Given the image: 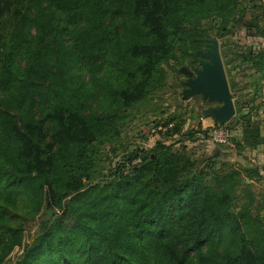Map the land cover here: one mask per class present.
Returning a JSON list of instances; mask_svg holds the SVG:
<instances>
[{"label":"trees","instance_id":"1","mask_svg":"<svg viewBox=\"0 0 264 264\" xmlns=\"http://www.w3.org/2000/svg\"><path fill=\"white\" fill-rule=\"evenodd\" d=\"M241 1L0 0V264L15 249L9 264H264V197L247 183L264 164L216 169L172 119L156 124L168 140L91 184L127 112L207 61L209 21L250 28ZM231 53L264 76V47ZM241 121L254 147L260 127Z\"/></svg>","mask_w":264,"mask_h":264},{"label":"rangeland","instance_id":"2","mask_svg":"<svg viewBox=\"0 0 264 264\" xmlns=\"http://www.w3.org/2000/svg\"><path fill=\"white\" fill-rule=\"evenodd\" d=\"M241 8L244 9L243 18L239 24L250 23V28L244 29L237 27L236 23L228 21L226 27H234L229 34H222L219 28L218 20H211L208 23L209 34L211 39L218 42V52L221 56L230 93L235 107L234 116L226 122H214L212 117L207 119L210 127H216L219 124L227 126L231 130V138L226 145L216 146L209 137V130L212 129L203 125L205 112L220 107L219 104L210 102L201 95L187 97L185 82L188 74L192 70L184 71L183 75L170 74L168 77L167 87L164 91L155 95L153 100L138 110L128 111V118L122 129L119 131L118 138L109 144L104 143L98 147L94 155V165L96 173L91 184H103L108 180L116 169L120 168L131 151L137 149L142 151L140 155H145L146 150L151 149L158 140H168L170 133H159L156 124L162 126L167 119H172V124L179 129V135H174L173 139L186 137L195 132L189 142H187V152L194 158L209 156L216 169L223 167H234L243 169L252 165L264 164V102L261 101L262 84L264 76L253 73L249 64L241 63L240 59L225 64L226 60L232 59V53L227 57L223 52H233L236 54L245 53L248 48L257 51L264 47V38L253 28L257 23L261 32H264V0H253L248 3L246 0L241 1ZM256 21V22H254ZM209 48V47H208ZM243 105L246 107L243 109ZM201 108V109H200ZM198 117L192 119V115ZM242 114L250 118L251 124L258 125L261 130V138L254 147H246L243 142L244 124L241 121ZM250 123V122H249ZM250 124V125H251ZM198 125L200 128L198 129ZM217 149V156L212 157L213 149ZM136 163V162H135ZM262 178L259 180L247 181L250 184V191L259 201L264 197V172H261ZM237 197L242 199V193L237 192ZM31 226V224H30ZM19 254L17 249L10 255L8 263L15 260Z\"/></svg>","mask_w":264,"mask_h":264},{"label":"water","instance_id":"3","mask_svg":"<svg viewBox=\"0 0 264 264\" xmlns=\"http://www.w3.org/2000/svg\"><path fill=\"white\" fill-rule=\"evenodd\" d=\"M202 56L207 61L188 74L192 78L185 82L186 95L187 97L201 95L208 101L219 104L220 107L208 110L204 115L212 117L219 123L229 121L235 114V107L218 52L217 40H210L209 49L202 53Z\"/></svg>","mask_w":264,"mask_h":264},{"label":"built area","instance_id":"4","mask_svg":"<svg viewBox=\"0 0 264 264\" xmlns=\"http://www.w3.org/2000/svg\"><path fill=\"white\" fill-rule=\"evenodd\" d=\"M261 84L263 86L261 91V101L264 102V80H261ZM210 140L219 146L228 144L231 138V130L222 124L217 125L209 130Z\"/></svg>","mask_w":264,"mask_h":264},{"label":"crops","instance_id":"5","mask_svg":"<svg viewBox=\"0 0 264 264\" xmlns=\"http://www.w3.org/2000/svg\"><path fill=\"white\" fill-rule=\"evenodd\" d=\"M220 55V54H219ZM221 57V56H220ZM222 60V59H221ZM223 63V62H222ZM260 114H264L263 112L262 113H260ZM206 117V116H205ZM263 117H264V115H263ZM210 117H207V118H205V120L203 121V125L204 126H206V127H209V128H213V127H210L211 126V123L207 120V119H209ZM213 119V118H212ZM213 121L214 122H217V121H215L214 119H213ZM208 130H210V129H208Z\"/></svg>","mask_w":264,"mask_h":264},{"label":"flooded vegetation","instance_id":"6","mask_svg":"<svg viewBox=\"0 0 264 264\" xmlns=\"http://www.w3.org/2000/svg\"><path fill=\"white\" fill-rule=\"evenodd\" d=\"M203 62H206V60H205V61H200V64L203 63ZM199 67H200V66H199ZM189 78H192V76H191V77L188 76V77H187V80H188Z\"/></svg>","mask_w":264,"mask_h":264}]
</instances>
